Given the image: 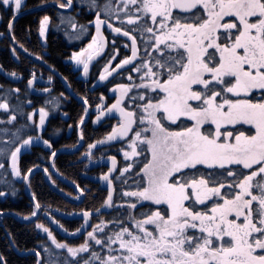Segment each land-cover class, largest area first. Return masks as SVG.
Listing matches in <instances>:
<instances>
[{
	"label": "snow or ice",
	"instance_id": "obj_1",
	"mask_svg": "<svg viewBox=\"0 0 264 264\" xmlns=\"http://www.w3.org/2000/svg\"><path fill=\"white\" fill-rule=\"evenodd\" d=\"M80 3L94 12L88 25H94L95 32L79 25L80 33L91 35V40L70 59L83 66L85 76L93 58L108 46L105 26L130 51L110 67L120 54L112 41L99 80L127 73V82L113 85V103L106 104L100 96L96 120L114 112L116 123L101 140L88 143L82 155L91 160L97 144L116 141L123 166L116 156L110 157L111 167L100 175L107 195L99 207L80 209L83 223L69 235L83 230L82 242L58 240L43 223L36 224L51 243L40 242L46 257L32 250L35 264H264V0ZM22 6V0H0V8L11 16L7 30L12 40L28 52L13 33ZM58 6L71 9L73 0ZM50 19L44 15L39 21L42 38ZM66 21L77 28L75 17L61 15V24ZM11 51L17 54L15 47ZM34 79L33 72L29 88ZM42 91L50 94L49 88ZM19 93V88L0 92L5 116L0 119V180L6 185L13 177L30 181L38 165L25 170L21 161L34 141H42L52 157L57 155L43 135L49 109L20 101ZM12 94L16 105L10 102ZM60 97L46 99L45 105L59 107ZM25 104L32 111H25ZM83 105L87 115V97ZM84 115L79 123H84ZM81 141L82 130L77 143ZM114 181L120 182L119 199ZM32 201L29 216L38 217L42 204L35 193ZM102 209L115 214L105 219ZM0 264H7L2 254Z\"/></svg>",
	"mask_w": 264,
	"mask_h": 264
},
{
	"label": "trees",
	"instance_id": "obj_2",
	"mask_svg": "<svg viewBox=\"0 0 264 264\" xmlns=\"http://www.w3.org/2000/svg\"><path fill=\"white\" fill-rule=\"evenodd\" d=\"M50 0H25L23 8L32 9L36 6H39L43 3H46ZM51 8H42L38 10H34L32 12L25 13L20 16L13 22V33L16 36V40L18 42H22L24 46H26L29 50H32V53H40L42 54V48L38 37V28L39 21L44 15H51L49 12ZM54 15V14H53ZM0 32L3 33L0 36V49H2L3 53H0V69H2V73L8 75L0 76V85L3 87H9L15 81L16 76L13 77L10 75L12 72L16 74H22L20 78L22 83L25 85L27 79L30 78L31 73L38 72L40 69L42 72L49 74L45 68L38 65L37 63L31 64L30 61L23 55H19L18 63L13 62L10 59V42L6 36L7 24L8 20L11 18L9 13L4 12L3 8L0 11ZM54 18H51L50 25L53 26L55 24ZM116 39V37H115ZM47 46L46 49L48 55L45 56V62L55 69L59 70L64 78H67L66 81L70 86V89L83 100V97L88 98V105L90 107L99 103V94L101 92L100 88L98 90L91 89V80H86V84L77 89V80L73 77L75 74L72 70V66L65 61V59L69 56L70 46L67 42L64 41L63 37L57 35L56 33L50 32L46 36ZM120 41V39H118ZM12 58V57H11ZM101 60V59H100ZM100 60L93 65L91 71H95L94 67H96ZM40 67V68H39ZM38 75V74H36ZM76 75V74H75ZM94 75V74H93ZM92 76V75H91ZM24 80V81H23ZM55 85H57L58 80H54ZM91 81V82H90ZM124 82H127L125 80ZM27 83V82H26ZM61 85V83H60ZM67 93V92H66ZM67 96V94H66ZM108 103L112 102V98H106ZM66 113L68 114V120L66 123H70L72 125V136L63 138V143L53 146L55 148L60 146H71L77 143V134H76V125L80 120V117L83 115V106L79 102H75L72 100V103L66 105ZM64 122V123H65ZM111 120L109 119L107 124H104V127L91 128L90 122L84 126L81 130L83 131V144L93 142V140H99L105 136V134L110 131ZM116 123V121H113ZM81 132V131H80ZM117 146H121L120 144H112L111 148H117ZM53 151V149L51 150ZM100 150H98L99 153ZM77 154H70L69 152L62 151L57 157L54 159V166L60 172V174L72 181L75 184L79 185L80 189H84L86 185H90L78 172L83 170L84 163L75 166V168L68 167V163L71 160L75 159ZM50 154L48 151H45L46 162L49 158ZM22 161L24 162V168L27 169L31 167L33 164H36L35 156L26 152L22 156ZM122 157H119V166L122 167ZM77 168V169H76ZM76 169L78 170H72ZM40 177L39 173H35L32 178H30V183L33 181L35 188L34 193L36 194L37 200L42 204V208L40 209V213L45 212L47 214H53L56 211L63 212L65 214H72L80 209H92L95 207H99L102 203L103 198L106 196L105 192L91 186L89 187L90 191L83 192L84 198L81 204H73L64 200L61 196L53 192L49 189L45 184H43V188L40 187L41 182H37V178ZM131 182V181H129ZM16 183V182H15ZM116 185V197L119 199L120 196V182L114 181ZM30 187H32L30 185ZM22 189V186L18 184V192ZM68 195L75 196V192L66 188L64 190ZM21 199L19 198H11L10 196L4 197L0 200V211L11 212L10 214H6L0 216V254L3 255L4 259L7 261V264H35V260L37 257L35 253L32 251L35 249L41 253V257H46L47 253L43 251L40 247V242L44 241L50 244V240H48L47 235L36 227L37 223H43L46 227H48L54 235H56L58 240H65L70 244H78L83 241L84 235L76 238L69 239L65 237L58 236L49 226L47 221L42 215H39L37 219L32 223H24L18 221V218L15 216H19L21 218L30 217L29 213L32 211V205L29 204L27 198L20 194ZM101 214L105 219H110L115 213L112 209H102ZM15 215V216H13ZM57 220L64 226V228L68 229V231H73L77 227H79L80 221L75 220H63L57 217ZM93 222H96V217H93ZM91 230V228L89 229Z\"/></svg>",
	"mask_w": 264,
	"mask_h": 264
},
{
	"label": "flooded vegetation",
	"instance_id": "obj_3",
	"mask_svg": "<svg viewBox=\"0 0 264 264\" xmlns=\"http://www.w3.org/2000/svg\"><path fill=\"white\" fill-rule=\"evenodd\" d=\"M49 2H53L56 5H59V3L60 2H64V0H50V1L46 2V3H49ZM1 9L2 8H0V11H1ZM25 10L22 7L20 9L19 13H22ZM49 12L51 13V15H49V14H47V15L50 16V18H54L53 20L55 21V24L53 26H51L50 22H49V30L47 32V35L50 32H52V33H56L57 35H60V36L63 37V35L60 32H56L55 31L56 30V26L58 24H61V22H60L61 15H63L64 17H67L68 15H71V16L75 17V22L77 23V28H79V25H86V26H88V32L89 33H93L94 34V32H95L94 25H88V22L94 19V12H89L85 8L84 4L80 3V0H73V7L71 9L66 10V11L60 10L58 8H51V10H49ZM25 13H28V12H25ZM25 13H22L21 15L17 16L14 19V21L16 19H18L20 16L24 15ZM50 21H51V19H50ZM63 24L68 25V27H67L68 31H69V28H70V30H72V28H71V26H70V24L68 22H65ZM103 30H104V35H105V37H107V40H108V46L105 48V52L103 53V55L100 56L98 59H96L91 64V66L89 68V75L88 76L84 75L82 67L80 69H74L72 64L71 63H69V64L72 66V69H73L72 71L76 74V75L74 74L73 77L75 78V80H77V83L79 84V86L77 85V89H79L81 86H84V84H86V80L89 79V77H90V80L92 81V82L90 81L91 82V89L98 90V88H100L101 92L99 94V98H100L101 95H103L105 103L106 104H111L115 100V91L113 89V85L116 84V83H121V82H124L125 80H127V73L124 74L123 78H121L120 76H117L114 73L113 76L107 82H105L104 84H102L101 86H99L97 88H93L92 84L95 83L97 80H99L100 71L103 70L104 64L109 59V54H111L112 51H113V49L111 47V44H112V41L116 37L115 34L109 32L105 28ZM6 33H7V31H6ZM6 36H7L8 40H9L8 34H6ZM63 39H64V37H63ZM90 40H91V35L88 34V36L85 37L82 41L81 40L76 41L72 45L68 44L70 46V53H71L72 50H78V49H80L82 47H85ZM115 40H116L117 46L120 48V54H119V56H118V58L116 60H113L112 65L110 67H114L115 64L119 62V59L123 58V55L130 54V51L123 47L121 41H119L117 38ZM64 41H65V39H64ZM9 42H10V40H9ZM15 44L17 45V47H19L18 43L15 42ZM40 44H41L40 46L42 48V54H40V53H38V54L43 57V60L39 59L41 61V63H39L37 61H33L30 57H28V55H30L32 57H36L37 58L36 55L32 54V50L31 49L28 52H24L23 49H21L20 47H19V50L21 49V51L17 50L18 48H16V50H17V52L19 54L25 56L30 61V65L37 63L38 65H40L43 68H45L46 70H48L47 72H49V74L44 73V71L42 72L40 70L41 68L39 67L40 69H38V72L37 71L34 72L35 73V79H34L33 86L31 88H29V86L26 83L28 79L26 80L25 85H24L22 83L21 79H20L22 77V74H17L16 75V79H14L15 81L12 82L13 84L11 86L9 85V87H3L2 85H0V86H2V87H0V92H6L7 90L19 88L20 89V93H19L20 101L31 100L33 107L39 108L40 106H45L46 108H48L49 109V117L47 118V121H46V123H47V131L43 135H44L45 139H50L51 140L53 146H56V145H58L60 143L62 144L64 142L63 138L69 137L72 134V125L70 123H66L65 122L66 120H68V117H69L68 114L66 113V109H65L66 105L69 104V103H72V100L75 101V102H79V101H77V99L75 98V97H78V96L72 90L71 91L75 95V97L71 96L70 93L68 92V90H67V88H66V86H65V84H64V82L62 80V79H64V77L62 76L61 72L45 62V56L48 55V53H47L48 49H46L47 40H46L45 44H43L41 42H40ZM10 45L11 46H10V50L9 51H10V55L12 57V58L10 57V59H12L13 62L18 63L19 62L18 61L19 55L18 54L13 55L11 49L14 46L11 44V42H10ZM0 53H3L2 49H0ZM70 53H69V56H70ZM99 60H100V63L96 67H94L95 71H91L93 65H95ZM53 71H55V72H53ZM2 74H3L2 71H0V76ZM36 74H38V75H36ZM31 75H32V73H31ZM49 75L53 76V80L52 81L48 80V76ZM3 76H4V74H3ZM54 80H58L57 81V85H55V81ZM65 82L67 83L66 80H65ZM60 83H61V85H60ZM44 88H49L50 89V94L44 93L42 91V89H44ZM61 93H63L62 97H60ZM66 94H67V96H66ZM52 97H60V101L61 102L59 104V107L53 108L50 105H45V100L46 99H51ZM106 98H112V102L108 103ZM10 102L13 105H16L18 103V101L16 100L15 94H12L10 96ZM79 103L82 105L81 102H79ZM99 103H101V100L99 101ZM83 109H84V107H83ZM93 109L95 110L94 113H92ZM24 110L25 111H32V108L28 107L27 104H25ZM89 110L90 111H89L88 119H87V121H85V123L81 127V129L84 128V126H86V124L88 122H90L91 128H94V129L98 128V127H104L105 126L104 124H107L109 119L111 120L110 124H112V125L115 124L113 121L114 120L116 121L117 116H105L104 118H102L100 120L99 124L94 126L93 125V120L97 116V110L95 108V105L92 106V107L89 106ZM83 115H84V113H83ZM4 118H5V116H4L3 110H0V119H4ZM34 118L38 121V119H39L38 113L35 115ZM78 123H77V125H78ZM77 125H76V134H77ZM3 127H4V125L0 124V128H3ZM81 129H80V131H81ZM56 130H59V131H56ZM110 131H111V129H110ZM77 138H78V134H77ZM101 139H99V140H101ZM77 141H78V139H77ZM83 141H81V143L79 145H78V143L74 144V145H76L75 148L71 147L72 146L71 145V146H60V147H57V148L53 147L52 149H53V151H55L57 153V155L60 154L62 151H64V152L71 151V152H69L70 154H77L75 156V159L71 160L70 163L67 164L68 167L75 168V166H78L79 164L84 163L83 170L79 171L78 173L80 175H82V177L88 183H90V185H86L84 187L85 191H87L89 189V187L91 188V186H93L95 188V190H97V189L101 190L99 188L98 184H94V183L90 182L86 178V176H89V177H100L101 173H104V172L107 171V168L105 166H89V165H92L97 160H100V159L108 157V156H116L117 163L119 164V157L120 156H119V154L116 151L119 148V146H117L116 149L115 148H111L112 144H119V143L115 142V141H105L99 147L93 148V150H92L93 158L91 160H89L86 156L82 155L83 153L86 152V148H87V144H88V143H85V145H84ZM93 141H98V140L95 139ZM98 150H100L99 153H98ZM45 151H48V153L50 154L47 162H46V157H45ZM26 152H29L31 155L33 154L35 156L36 165H38L36 170H34L35 168L33 169L34 171H33L32 174H30V178H32V176L35 173H39L40 177L37 178V182H39V183L41 182V185H39V186L43 188V184H45V186H47L49 189H51L49 187L48 183L45 180V176H44L45 172L43 171L44 168H48L49 171H48V173H45V174L48 177V179L51 181V183L57 189H59L60 191H63L65 193L64 190H66V188L68 187V188L72 189L75 192V196L68 195L67 193H65V194L68 195L69 198H72V199H75V200H79L80 199L79 203H73V202H69L67 200L66 201L69 202V203H73V204H81L82 203L83 198H84V194H83V192H81V197L79 196L78 190L80 191V188L76 187L77 184H75V182H72V181L64 178L60 174V172L56 169V167L53 166L55 172L58 175H60L61 177L66 179L69 183H71V185H73V186H68L63 181H61L55 174H53L52 171L50 170V159H51L52 156H51L50 150L47 148V146H45L42 143V141H34V146H30L27 149H25L24 154ZM57 155L55 157H52V165H54V159L57 157ZM21 166H22V168H24V162L23 161H21ZM76 169H72V170H76ZM77 171L78 170H76L75 172H77ZM49 176H51V179L49 178ZM11 180L14 183V186L16 188L15 195L12 194L13 183H9V184L6 185V184L3 183L2 180H0V192H4L5 193L3 196H0V200H2L4 197H7V196H10L13 199L14 198L21 199L20 194H23V196H25L27 198L29 204L33 205L31 200L25 194L24 180H21L19 178H15V177L11 178ZM53 180L55 181V183L52 182ZM18 184L22 186V189L19 192H18ZM30 185L32 187H30ZM27 186H28L30 194L32 195V193H34L33 191H34V188H35V185H34L33 181H31V183H30V181H27ZM51 190L53 192H55L53 189H51ZM101 191L105 192V194L107 195L106 191H104V190H101ZM55 193L58 194L57 192H55ZM58 195L61 196L60 194H58ZM38 211H39V215H42L45 218V220L47 221V223L49 224L51 229L58 236L63 237L62 235H60L57 232V230L55 229V227L53 226V223L51 221V219L53 221H58L57 217L60 218V219L65 220L64 218H62L61 216L58 215V213H63V212L56 211L53 214H47L45 212L40 213L41 210H38ZM0 212H4V211H0ZM5 213L6 214H8V213L10 214L11 212H4V214H0V216L5 215ZM79 213H80V210H78V211H76L75 213H72V214H79ZM36 219H37V217H31L30 216L28 218L29 221L26 222V223H32ZM75 219L80 221V223H79V226H80L81 222H82V218L79 217V218H75ZM75 219H72V220H75ZM66 220H69V219H66Z\"/></svg>",
	"mask_w": 264,
	"mask_h": 264
},
{
	"label": "water",
	"instance_id": "obj_4",
	"mask_svg": "<svg viewBox=\"0 0 264 264\" xmlns=\"http://www.w3.org/2000/svg\"><path fill=\"white\" fill-rule=\"evenodd\" d=\"M22 2H23V0H22ZM43 7H51V8H58V9H60V10H64V11H66V10H68V9H61V8H59V6L58 5H56L55 3H53V2H49V3H45V4H42V5H39V6H37V7H35V8H32V9H29V10H26V11H24V12H22V13H25V12H32V11H34V10H37V9H40V8H43ZM22 13H19V14H17V16H19V15H21ZM16 16V17H17ZM106 30H108L109 32H111V30H109V29H107V27L105 26L104 27ZM7 34H8V37H9V40H10V42H11V44L15 47V48H18L17 50H19V47H17V45L15 44V42L12 40V38H11V35L9 34V32H8V30H7ZM126 39V38H125ZM19 51H21V49L19 50ZM103 55V53H101L99 56H97V57H94L93 58V60L90 62V66H91V64L96 60V59H98L100 56H102ZM28 57H30L33 61H37V62H39V63H41V61L39 60V59H37L36 57H32V56H30V55H28ZM90 66H89V68H90ZM1 71V70H0ZM117 71H119V70H117ZM53 72H55V71H53ZM114 74V73H113ZM113 74L111 75V76H109L106 80H104V81H100V80H98L97 82H95L94 84H93V88H97V87H99V86H101L102 84H104L105 82H107L112 76H113ZM8 77V76H7ZM63 80V82H64V84H65V86H66V88H67V90H68V92L70 93V95L71 96H73V97H75V95L72 93V91H71V89H70V87L68 86V84L65 82V80L64 79H62ZM76 99H77V101H79V102H81L82 104H83V100L82 99H80L79 97H75ZM85 107V106H84ZM88 107V106H87ZM89 107H88V114L87 115H84V123H85V121H87V119H88V115H89ZM95 112V110L93 109L92 110V113H94ZM105 116H118V114H116V113H105L104 114V116H101L100 117V119L99 120H96V117L94 118V120H93V125L95 126V125H97V124H99V122H100V120L102 119V118H104ZM84 123H78V125H77V134H78V140L80 139V129H81V127L84 125ZM116 142V141H115ZM81 143V142H80ZM80 143H78V145L80 144ZM101 144H97L96 145V147H99ZM78 147V146H77ZM95 147V148H96ZM66 152H71V151H66ZM110 157H112V156H108V157H105V158H102V159H100V160H97L96 162H94L92 165H89V166H105L106 168H107V170H108V167H111V160H110ZM118 164V163H117ZM37 168H35L34 170H36ZM33 170V171H34ZM50 170L52 171V173L53 174H55L61 181H63L65 184H67L68 186H73V185H71V183H69L66 179H64L63 177H61L60 175H58L56 172H55V170H54V168H53V165H52V157H51V159H50ZM107 172V171H106ZM44 176H45V180H46V182L48 183V185H49V187L51 188V189H53L55 192H57L58 194H60L65 200H67V201H69V202H73V203H79L80 202V199L79 200H75V199H72V198H69V196L68 195H66L64 192H62V191H60L59 189H57L52 183H51V181L48 179V177L46 176V174L44 173ZM86 178L90 181V182H92V183H94V184H98L99 185V188L101 189V190H104V191H106V182H104V181H102L101 179H100V177H89V176H86ZM24 190H25V194L27 195V197L31 200V202L33 203V201H32V195L30 194V192H29V189H28V186H27V181H24ZM78 194H79V196L81 197V191H79L78 190ZM0 214H4V212H0ZM58 215L59 216H61L62 218H64V219H75V218H79V217H81L82 218V222H81V224L83 223V217H82V214H63V213H58ZM13 216H15V215H13ZM16 218H18V220L19 221H21V222H28L29 220L28 219H22V218H19V217H17V216H15ZM51 221H52V223H53V226L55 227V229L57 230V232L60 234V235H62L63 237H65V238H72V239H76V238H79L80 236H82L83 234H84V231L82 230L81 231V233L80 234H77V235H75V236H72V235H69V233L71 232V231H68V232H65L55 221H53L52 219H51ZM90 227V226H89ZM89 229V228H88Z\"/></svg>",
	"mask_w": 264,
	"mask_h": 264
},
{
	"label": "rangeland",
	"instance_id": "obj_5",
	"mask_svg": "<svg viewBox=\"0 0 264 264\" xmlns=\"http://www.w3.org/2000/svg\"><path fill=\"white\" fill-rule=\"evenodd\" d=\"M22 4L24 5V2H22ZM22 7H23V6H22ZM26 10H28V9H26ZM66 22H67V21H66ZM67 27H68V25H66V24H58V25L56 26V30H55V31H56V32H60V33L63 35V37H64L65 41L67 42V44H69V45H72V44H74L76 41H79V40L82 41L85 37L88 36L87 33H80L79 28L72 29V30H70V28H69V31H68V28H67ZM48 30H49V26H48V29H47V31H46V35H47ZM66 32L69 33V34H73V35H79L80 38H79V39H72V38L69 37V35H66V34H65ZM46 35H45V37L42 38V37L39 36V32H38L39 40H40V42L43 43V44H45V42H46ZM79 50H80V49H78V50H72L71 53H70V56H68V57L65 59V61L68 62V63H71L74 69H80V68L82 67V70H83V66H82V65H77V64L75 63V61H72V60L70 59L71 54H72L73 52H78ZM120 147H121V146H119V148H120ZM119 148H118V149H119ZM118 149L116 150L117 153L119 154L120 157H122V160H124L123 154H122L121 152H119ZM122 166H123V165H122ZM89 228H90V227H89ZM70 239H72V238H70Z\"/></svg>",
	"mask_w": 264,
	"mask_h": 264
},
{
	"label": "bare ground",
	"instance_id": "obj_6",
	"mask_svg": "<svg viewBox=\"0 0 264 264\" xmlns=\"http://www.w3.org/2000/svg\"><path fill=\"white\" fill-rule=\"evenodd\" d=\"M43 4H45V3H43ZM42 5V4H41ZM43 8H51V7H43ZM40 9H42V8H40Z\"/></svg>",
	"mask_w": 264,
	"mask_h": 264
}]
</instances>
